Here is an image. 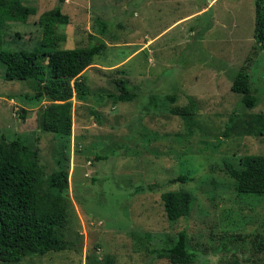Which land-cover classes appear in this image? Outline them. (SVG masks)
I'll return each instance as SVG.
<instances>
[{"label":"rangeland","instance_id":"374dc122","mask_svg":"<svg viewBox=\"0 0 264 264\" xmlns=\"http://www.w3.org/2000/svg\"><path fill=\"white\" fill-rule=\"evenodd\" d=\"M21 1L35 13L23 22H6L0 48L37 46L38 18L58 4L70 19L63 47L98 41L107 46L83 71L86 98H71V135L63 156L69 158L76 214L64 238L75 248L0 264H88L89 253L100 261L89 264H110L108 258L111 264H149L146 246L170 245L182 229L190 249L215 251L207 262L194 264H264V200L238 196L225 167V161L238 164L245 154L264 153V116L258 117L264 115V48L253 49L255 0ZM241 66L256 89L258 102L251 109L241 107V96L230 89ZM4 72L0 62V132L37 142L50 173L56 168L54 148L63 140L39 130L38 109L47 102L21 99L22 92L32 94L34 83L6 80ZM119 78L137 94L113 103L108 94L118 93ZM190 99L188 119L170 111ZM21 107L27 110L24 119ZM233 112L239 113L226 136ZM98 153L106 158L97 159ZM185 173L186 181L171 182ZM176 190L189 191L191 210L171 221L161 194Z\"/></svg>","mask_w":264,"mask_h":264},{"label":"trees","instance_id":"16d2710c","mask_svg":"<svg viewBox=\"0 0 264 264\" xmlns=\"http://www.w3.org/2000/svg\"><path fill=\"white\" fill-rule=\"evenodd\" d=\"M35 10V7L25 5L21 0H0V31L6 22L26 21ZM37 23L42 32L39 44L32 49L0 48V62L5 66L6 80L34 83L32 94L22 92L20 97L27 102L31 99L38 102L46 100L47 104L38 109L39 130L52 133L62 139L63 143H57L54 148L56 168L46 173L37 142L32 145L26 139L7 138L0 132V261L8 263L19 262L28 255L75 248L74 241L64 238L70 232L69 224L74 221L76 214L69 195V158L63 156L69 149L71 135V98H86L89 89L83 71L94 63L95 56L107 46L104 41H98L91 46L63 47L67 40L65 27L70 19L60 4L42 12ZM98 31L106 33L102 27ZM253 38L254 52H258L264 48V0H255ZM231 78L230 89L241 96V107H255L258 98L255 95L256 89L251 86L247 66H241ZM114 83L118 93L108 94L113 97V103L130 101L136 96V90H132L124 78L115 79ZM167 97L175 99L173 95ZM193 104L190 99L189 105H176L170 111L188 119ZM26 113V108L21 107L18 115L24 119ZM238 113L233 112L230 116L224 135H229ZM263 116L260 113L258 117ZM16 132L20 134L18 130ZM259 132H262V128ZM95 157L106 158L102 153L95 154ZM225 167L235 183L238 196H253L264 200V153L245 154L238 164L225 161ZM188 178L185 173L172 178L171 182L186 181ZM161 199L169 220L189 215L192 203L189 191H166L161 194ZM176 237L170 245L146 246L147 252L151 254L148 263L157 259H165L168 264H194L202 259L205 263L215 252L204 253L190 249L185 229L180 230ZM76 247L82 254L80 245ZM221 248L227 249V245L223 244ZM202 256L209 257L205 259ZM88 260L89 263L90 260L99 261L98 257L93 259L90 253ZM107 262L111 264L109 258Z\"/></svg>","mask_w":264,"mask_h":264},{"label":"crops","instance_id":"0c3cea01","mask_svg":"<svg viewBox=\"0 0 264 264\" xmlns=\"http://www.w3.org/2000/svg\"><path fill=\"white\" fill-rule=\"evenodd\" d=\"M15 130H18L19 131V127H18V125L16 124V126H15Z\"/></svg>","mask_w":264,"mask_h":264},{"label":"clouds","instance_id":"9594fccd","mask_svg":"<svg viewBox=\"0 0 264 264\" xmlns=\"http://www.w3.org/2000/svg\"><path fill=\"white\" fill-rule=\"evenodd\" d=\"M18 120V119H17Z\"/></svg>","mask_w":264,"mask_h":264}]
</instances>
